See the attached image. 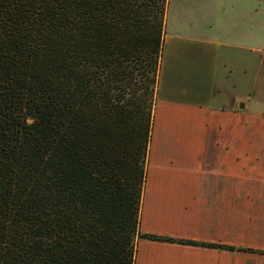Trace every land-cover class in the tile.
Here are the masks:
<instances>
[{"label":"trees","instance_id":"obj_1","mask_svg":"<svg viewBox=\"0 0 264 264\" xmlns=\"http://www.w3.org/2000/svg\"><path fill=\"white\" fill-rule=\"evenodd\" d=\"M166 0H0V264H134Z\"/></svg>","mask_w":264,"mask_h":264},{"label":"crops","instance_id":"obj_2","mask_svg":"<svg viewBox=\"0 0 264 264\" xmlns=\"http://www.w3.org/2000/svg\"><path fill=\"white\" fill-rule=\"evenodd\" d=\"M198 13L212 20L215 39L212 61L197 74L206 84L204 100L164 101L161 121L153 111L139 231L264 252V111L246 108L248 99L264 98L252 80V41L264 37V0H166L165 23L170 16L176 35ZM171 63L172 83L196 76ZM161 74L162 62L157 90ZM134 264H264V254L138 239Z\"/></svg>","mask_w":264,"mask_h":264},{"label":"rangeland","instance_id":"obj_3","mask_svg":"<svg viewBox=\"0 0 264 264\" xmlns=\"http://www.w3.org/2000/svg\"><path fill=\"white\" fill-rule=\"evenodd\" d=\"M168 19L172 20L170 16H168ZM170 20L165 23V38L167 40L163 43L162 47V74L160 76L159 89L156 91L153 109L156 112L157 121L165 118V113H163L165 112L164 101L173 103H201L204 100L206 84L200 82L201 77L200 75L197 76V74L205 63L212 61L215 52L214 28L210 18L199 17L198 13L191 25L187 19L183 20L181 30L177 35L173 33ZM205 34H207L208 39H204ZM171 36H177L181 38V41L173 40L170 38ZM260 37L254 35V40L252 41L253 47L256 49L253 52L252 80L253 88L258 91L257 94H259L260 88L264 91V37L261 40L259 39ZM172 60L177 62L180 67L179 70L188 72L192 69L196 72V76L192 77L186 74L184 75L186 82L172 83L169 79L170 74L166 72L168 66L172 65ZM257 61H261L260 65H257ZM190 78L194 81L189 80ZM248 100L246 102L247 109L253 106L258 111H264V98ZM158 127L159 123H156L154 130L156 138L159 135ZM168 132H170V128H168Z\"/></svg>","mask_w":264,"mask_h":264},{"label":"water","instance_id":"obj_4","mask_svg":"<svg viewBox=\"0 0 264 264\" xmlns=\"http://www.w3.org/2000/svg\"><path fill=\"white\" fill-rule=\"evenodd\" d=\"M240 108H241V109L243 108L242 104L240 105Z\"/></svg>","mask_w":264,"mask_h":264}]
</instances>
